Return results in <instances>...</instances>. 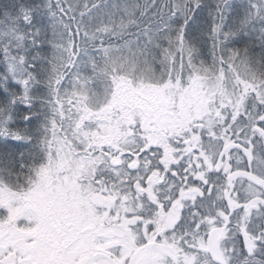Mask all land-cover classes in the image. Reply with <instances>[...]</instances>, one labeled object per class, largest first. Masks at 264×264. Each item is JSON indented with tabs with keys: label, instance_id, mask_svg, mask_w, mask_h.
Instances as JSON below:
<instances>
[{
	"label": "snow or ice",
	"instance_id": "obj_1",
	"mask_svg": "<svg viewBox=\"0 0 264 264\" xmlns=\"http://www.w3.org/2000/svg\"><path fill=\"white\" fill-rule=\"evenodd\" d=\"M0 264H264V0H0Z\"/></svg>",
	"mask_w": 264,
	"mask_h": 264
}]
</instances>
